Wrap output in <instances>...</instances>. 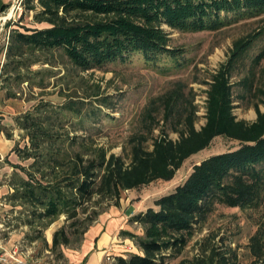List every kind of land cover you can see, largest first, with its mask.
Returning a JSON list of instances; mask_svg holds the SVG:
<instances>
[{
	"label": "trees",
	"instance_id": "obj_1",
	"mask_svg": "<svg viewBox=\"0 0 264 264\" xmlns=\"http://www.w3.org/2000/svg\"><path fill=\"white\" fill-rule=\"evenodd\" d=\"M22 4L25 11L18 21L9 22L3 48L0 77L6 86L1 88H8V97L16 96L15 84L44 88L41 80L47 74L34 66L54 64V58L62 57L80 72L105 70L135 54L147 66L161 65L164 59L182 63L185 50L172 45L171 32L165 27L176 32H219L264 15V0H23ZM28 15L31 26L22 23ZM257 31L237 39L229 62L204 82L208 86L205 124L196 127L195 94L190 90L189 98L184 85L177 84L145 110V130L132 134L125 149L128 163L98 144L97 130H82L81 122L72 121H97L99 110L92 105L72 98L57 106L39 101L16 118L17 128L29 142L13 148L21 163L9 162L14 171L8 180L13 190L6 197L8 203L22 207V221L42 229L40 233L65 216L66 223L54 231L49 247L63 257L64 248L75 242L82 245L108 208L119 207L123 192L156 180H173L187 159L209 148L215 138L226 137L239 147L203 159L182 184L158 198L154 208L130 218L143 233L121 231L122 237L134 241L137 252L129 258L118 256L116 264H167L183 254L217 207H260L264 200V111L260 105L264 106V99L254 106L255 121L238 119L230 76L232 65L248 51L256 35L264 36V20ZM262 60L264 46L252 59L255 65ZM37 76L41 79L36 82ZM258 92L264 98V87ZM88 96L114 112L112 98L100 88ZM160 121L170 124L179 138L171 139ZM158 128L160 134L155 136ZM4 130L0 126V132ZM218 236L209 233L197 242L199 252L178 264H243L237 250L223 240L218 242ZM248 248L249 264H264V219L249 238Z\"/></svg>",
	"mask_w": 264,
	"mask_h": 264
},
{
	"label": "rangeland",
	"instance_id": "obj_2",
	"mask_svg": "<svg viewBox=\"0 0 264 264\" xmlns=\"http://www.w3.org/2000/svg\"><path fill=\"white\" fill-rule=\"evenodd\" d=\"M23 0H0V74L2 64L5 62L3 48L6 46L9 34V22L18 21L25 8ZM4 6L3 8H1ZM263 19H247L227 27L219 32H176L171 31L172 45L185 50L182 63L164 59L158 66H147L140 54H135L127 62H117L109 65L105 70L80 72L74 70L61 57L53 59L54 64L36 65L34 69L46 72L41 82L45 87L33 86L25 82L12 86L15 97H8V88L3 78L0 77V126L5 130L0 132V155L5 156L7 146L19 145L25 147L29 139L23 130L17 128L16 118L31 110L39 101L44 100L54 106L62 105L67 99L85 101L99 110V119L80 120L73 118L82 130H97L95 138L99 145L111 149L112 153L121 155L128 163V140L130 136L141 130H145L143 118L145 110L151 106V102L159 96L166 94L177 84L184 85L185 94L191 97L195 94L194 104L197 106L196 127L200 129L205 124L207 88L204 83L209 81L210 74L215 73L222 65L229 62L233 43L249 34H258V29L263 25ZM32 16L28 15L22 22L31 26ZM264 46V36L255 37V41L248 51L236 61L230 70L231 82L234 84L235 109L234 114L238 119L249 122L256 120L254 106L264 98L258 89L264 87V60L258 65L252 61L253 57ZM41 79L36 77V82ZM251 80L247 83V80ZM251 85V87H250ZM104 96H110L112 109L102 107L95 96H88L98 91ZM192 90V92H190ZM260 108L264 111V106ZM101 110V111H100ZM162 118L161 112H157ZM161 126L167 130L173 140L179 138V134L172 130L170 124L160 121ZM72 130V126H67ZM160 128L154 131V135L160 134ZM7 133L11 135L9 138ZM151 147V142H149ZM239 147V143L226 137L215 138L210 147L187 159L177 171L171 181L156 180L139 189H133L122 193L119 207L111 206L107 212L99 217L108 221L124 219L122 226L115 233L116 249L112 251L110 259L104 258L102 264H116V258L123 256L129 258L131 253H136L134 241L131 238L121 236L123 229L136 234H142L143 229L136 223H131L130 218L149 208L155 207V201L172 192L182 184L192 172L194 165L212 155L224 153ZM15 158V156L13 157ZM17 161V159H13ZM3 162V161H2ZM1 162V164H2ZM26 165L29 162L25 163ZM9 165L0 166V256L5 261L0 264H79L77 256L80 243L75 242L70 248H64V256L51 252L52 237L54 231L66 223L65 216L54 222L41 233L39 228L26 225L23 220L22 207H13L6 197L10 186L8 180L12 174ZM2 204V205H1ZM5 205V206H4ZM264 219V200L260 207L242 210L225 206L217 207L202 229L197 232L183 254L178 258L170 259L167 264H178L181 259L192 258L199 252L197 242L209 233L219 234L217 241L235 248L243 264L251 261L248 248L249 238L257 229L258 223ZM39 229V230H38ZM37 230V231H36ZM76 257V258H75Z\"/></svg>",
	"mask_w": 264,
	"mask_h": 264
},
{
	"label": "crops",
	"instance_id": "obj_3",
	"mask_svg": "<svg viewBox=\"0 0 264 264\" xmlns=\"http://www.w3.org/2000/svg\"><path fill=\"white\" fill-rule=\"evenodd\" d=\"M14 147V145L7 146V154L5 156L2 154L0 155V166L2 165L3 167V164L5 163L10 166L12 172L14 171V168L10 163H21L19 157L13 151ZM14 156L17 161L13 160L15 159L13 158ZM12 191L13 190L10 187L9 193ZM107 221L108 217L101 218L100 222L98 220L86 233L85 239L80 246L81 249L77 252L79 253L77 256V262L79 264H102L105 257L110 259L109 256L112 255V251L117 247L115 242L117 235L115 231L122 226L124 219L115 218L112 221Z\"/></svg>",
	"mask_w": 264,
	"mask_h": 264
},
{
	"label": "built area",
	"instance_id": "obj_4",
	"mask_svg": "<svg viewBox=\"0 0 264 264\" xmlns=\"http://www.w3.org/2000/svg\"><path fill=\"white\" fill-rule=\"evenodd\" d=\"M0 261L2 262H4L5 261V258H3V256H0Z\"/></svg>",
	"mask_w": 264,
	"mask_h": 264
}]
</instances>
